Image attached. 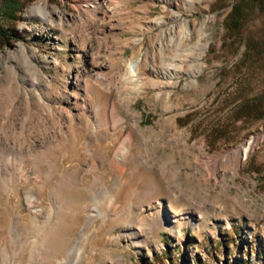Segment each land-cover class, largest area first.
Segmentation results:
<instances>
[{"label": "rangeland", "instance_id": "obj_1", "mask_svg": "<svg viewBox=\"0 0 264 264\" xmlns=\"http://www.w3.org/2000/svg\"><path fill=\"white\" fill-rule=\"evenodd\" d=\"M237 1L0 15V264H35L33 215L47 222L74 169L77 249L48 264H264V12L249 5L228 31ZM17 214L20 235L5 228Z\"/></svg>", "mask_w": 264, "mask_h": 264}, {"label": "bare ground", "instance_id": "obj_2", "mask_svg": "<svg viewBox=\"0 0 264 264\" xmlns=\"http://www.w3.org/2000/svg\"><path fill=\"white\" fill-rule=\"evenodd\" d=\"M177 56L178 55H176V58ZM130 71L131 76L136 74L134 65H131ZM251 148L252 143H248L244 148V154H246ZM125 154L126 153H124V155ZM124 164V161H121L115 165V173L121 175L124 171ZM61 177L68 178L71 180V183L67 184L66 182L62 181L63 179L57 182L54 192L55 195L57 194L59 199L56 203L54 202L55 200H52L54 203V209L50 208L43 212L47 216V222L43 226L36 225V214L33 215L32 226L36 231L37 236L32 241L29 251L30 261L34 262L35 264H48L53 260H57V252L61 250L66 251L67 255L69 256V254H74L75 250L77 249L76 245L78 239L80 238V230L74 234V238L72 239H70L69 235L72 231L70 226V211L75 208V198L71 194V191L75 190L74 188H77L78 186L77 183L79 182V170L74 169L71 171V173L66 172ZM94 212V214L99 213L98 209L96 208ZM94 214L86 216V219L89 221ZM23 225V216L21 214H17V216L11 217L9 221H7L5 228L20 235ZM0 229H2L1 226ZM1 253L5 260L7 257L5 247L2 248ZM57 264H67V262L65 260L57 261Z\"/></svg>", "mask_w": 264, "mask_h": 264}, {"label": "trees", "instance_id": "obj_3", "mask_svg": "<svg viewBox=\"0 0 264 264\" xmlns=\"http://www.w3.org/2000/svg\"><path fill=\"white\" fill-rule=\"evenodd\" d=\"M32 0H0V15L6 19L15 20L25 4L31 2ZM250 2L246 4L242 3V0H238L232 5L231 10L228 12L225 18V25L228 31L238 32L239 28L242 26L246 16L247 8L249 5H254L258 7L262 12H264V0H249ZM11 33L8 30L3 29L0 25V42L5 41L9 38ZM255 108L254 111H257Z\"/></svg>", "mask_w": 264, "mask_h": 264}]
</instances>
